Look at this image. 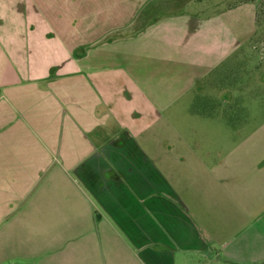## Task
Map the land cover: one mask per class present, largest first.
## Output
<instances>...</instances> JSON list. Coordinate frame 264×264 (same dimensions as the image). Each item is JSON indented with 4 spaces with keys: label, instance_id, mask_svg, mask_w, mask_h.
<instances>
[{
    "label": "crops",
    "instance_id": "obj_1",
    "mask_svg": "<svg viewBox=\"0 0 264 264\" xmlns=\"http://www.w3.org/2000/svg\"><path fill=\"white\" fill-rule=\"evenodd\" d=\"M143 3L0 0V264L264 260L254 223L223 236L193 178L238 163L256 198L264 159L150 129L240 49L230 10L135 28Z\"/></svg>",
    "mask_w": 264,
    "mask_h": 264
},
{
    "label": "rangeland",
    "instance_id": "obj_2",
    "mask_svg": "<svg viewBox=\"0 0 264 264\" xmlns=\"http://www.w3.org/2000/svg\"><path fill=\"white\" fill-rule=\"evenodd\" d=\"M141 7L135 28L170 15L189 12L209 16L230 10L229 16L225 15L241 40L235 54L172 105L150 129H165L172 140L198 141L201 155L209 151L221 159V155L235 156L245 151L248 157L264 159V0H144ZM245 140L246 145L240 147V141ZM193 178L199 202L209 197L208 205L204 203L205 213L209 209L215 219L223 221V227L217 226L223 236L253 222L252 235L262 237L264 249V173L256 198L253 173L240 171L238 163H231L229 173L208 175L198 171ZM223 191L228 195L225 203L231 208L226 219L218 210ZM207 262L201 264H223Z\"/></svg>",
    "mask_w": 264,
    "mask_h": 264
}]
</instances>
